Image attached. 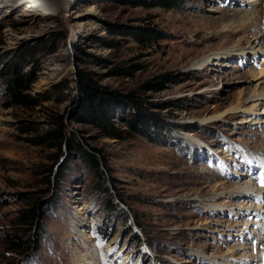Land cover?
I'll return each mask as SVG.
<instances>
[{
    "label": "rangeland",
    "instance_id": "obj_1",
    "mask_svg": "<svg viewBox=\"0 0 264 264\" xmlns=\"http://www.w3.org/2000/svg\"><path fill=\"white\" fill-rule=\"evenodd\" d=\"M15 1H0V264H264V0H179L174 9L41 0L51 9L43 15ZM121 27L162 39L144 45L117 35ZM26 48L36 52L24 67L36 77L32 94L51 100L5 109L1 73ZM79 68L141 103L158 135L128 131L137 110L124 100L112 113L123 140L76 123ZM56 115L68 136L102 151L103 175L64 143L40 142ZM37 201L40 250L26 259L3 237Z\"/></svg>",
    "mask_w": 264,
    "mask_h": 264
},
{
    "label": "trees",
    "instance_id": "obj_2",
    "mask_svg": "<svg viewBox=\"0 0 264 264\" xmlns=\"http://www.w3.org/2000/svg\"><path fill=\"white\" fill-rule=\"evenodd\" d=\"M112 1H120L124 5L147 6V4L141 0ZM152 1L155 6L165 9H174L181 4L179 0ZM116 33L120 36H131L137 42L144 45L162 39L159 32L152 29L135 30V28H132V30H130V28L121 27V30ZM56 49L57 48L53 49V51L55 52ZM35 56L36 52L34 48L15 50L9 56V61L6 63L5 69L1 73V97L3 98V108L33 110L42 105L43 102L51 100L50 96L42 93L32 94L31 86L36 82V77L25 72L24 67L33 64ZM75 77L76 97L73 100L71 109L74 114L73 120L76 123L92 127L100 133L101 137L123 140L124 134H126L127 131L116 125L115 121H113L112 113L118 104L117 100H124L134 106V110H137L135 114L133 113L132 118L126 122L129 128L128 131L131 134L140 135L149 140L152 139L153 136L158 135L157 131L160 130L158 120L143 113V106L133 99L131 95L123 97L103 88L95 79V73L87 69H77ZM61 87V85H57L55 90ZM62 89L68 90L67 87ZM53 119L57 128L49 131L40 142L60 141L64 143V146L66 148L68 147V152H70V154H72V151L74 153L77 152L90 172L99 176L103 175V170L107 169V162L102 151L84 142L85 139H79L73 135L68 136L63 115H56ZM60 151L63 152V147H60ZM103 166L104 168H102ZM19 196H21L20 201L29 202V199L27 200L25 198L26 195L21 194ZM42 204H44L47 209L52 208V200H50V198L46 199ZM5 205H7L6 201L0 196V207ZM38 205L39 202L37 201L30 208L21 211L19 224L22 225V227H16L19 229H16L13 234L6 233L3 237V242L8 250L12 252L20 251L23 254L22 256H25L26 259L40 250V241L43 234V230L40 229L41 216L43 219L46 213H41ZM18 230H21L23 233L20 234ZM102 235V240L104 241L111 238V233L107 230L102 231Z\"/></svg>",
    "mask_w": 264,
    "mask_h": 264
},
{
    "label": "bare ground",
    "instance_id": "obj_3",
    "mask_svg": "<svg viewBox=\"0 0 264 264\" xmlns=\"http://www.w3.org/2000/svg\"><path fill=\"white\" fill-rule=\"evenodd\" d=\"M1 2H4V3H8L9 1H11V0H0ZM16 2H18L19 4H21V3H24V2H26V6H27V4H28V8H30V9H34V10H36L35 12H32V13H37V14H41V15H43V14H45V12L46 11H48V10H51L50 8H48L45 4H43V2H41V0H16L15 1V3ZM17 4V3H16ZM25 6V7H26ZM29 9V10H30ZM239 14H241V11L239 10V11H236L235 13H234V15H233V17H236V16H238ZM229 18V17H228ZM227 18V19H228ZM222 54H224V53H222ZM248 54H249V52H248ZM245 56V55H244ZM252 98H255V97H252ZM249 111H247L246 110V108L245 109H243L242 110V113H248ZM251 121V122H250ZM254 123V120H251V119H249V120H246V123ZM247 188V191L249 192L250 190H252V188L250 187V186H248V187H246ZM243 193H245L246 194V190L245 189H243ZM260 198V197H259ZM261 203H263V202H261ZM264 208V207H263ZM263 212L262 213H264V210H262ZM106 250H110L109 249V246H106V248H105ZM84 264H103V258L102 257H100V261H99V263L97 262V261H94V262H89V263H87V262H85Z\"/></svg>",
    "mask_w": 264,
    "mask_h": 264
}]
</instances>
